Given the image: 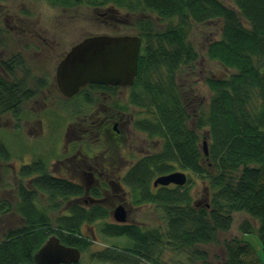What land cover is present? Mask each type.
I'll use <instances>...</instances> for the list:
<instances>
[{
    "label": "trees",
    "instance_id": "16d2710c",
    "mask_svg": "<svg viewBox=\"0 0 264 264\" xmlns=\"http://www.w3.org/2000/svg\"><path fill=\"white\" fill-rule=\"evenodd\" d=\"M107 1L125 5L130 11L148 10L158 19L170 21L157 32L149 17L142 24L146 42L129 101L146 113L135 120V126L150 137L160 138L162 146L133 166L128 182L136 189L148 188L154 177L178 165L204 177L209 195L198 201L188 186L159 188L152 200L164 211L167 229L147 232L139 225L106 223L102 234L124 239L128 246L119 251L106 245L101 251L104 259L111 264H137L141 260L165 264L155 255L166 244L204 264H264V256L245 259L252 247L242 238L227 239L226 256L215 261L198 248L218 242L219 234L231 229L234 213L246 212L258 222L264 250V0H230V6L221 0H139L134 6L130 0ZM215 19L221 22L220 37L209 42L207 55L230 73L206 79L212 96L207 108L199 111L196 126H191L192 116L179 84L182 64L198 57L193 43L186 40L187 28ZM3 66L13 74L14 64ZM28 98L14 79L0 71V116L12 113L19 117ZM199 129H207L208 155L202 149ZM10 159L0 133V161ZM19 175L16 210L23 224L8 228L0 240V264H33L35 253L53 233L66 245L88 250L91 239L82 233L81 226L106 217L107 210L100 204L88 209L69 202L84 192L82 186L51 174L42 159L23 165ZM26 178L35 189L27 187ZM38 193L56 205L69 202L70 213L57 216L55 227L49 213L37 205ZM12 209L11 202L0 197V215ZM240 227L243 233L256 229L249 220ZM163 236L165 241H161ZM114 252L127 257H114Z\"/></svg>",
    "mask_w": 264,
    "mask_h": 264
},
{
    "label": "rangeland",
    "instance_id": "374dc122",
    "mask_svg": "<svg viewBox=\"0 0 264 264\" xmlns=\"http://www.w3.org/2000/svg\"><path fill=\"white\" fill-rule=\"evenodd\" d=\"M221 1L228 6L232 5L230 0ZM0 3L2 4L1 10L3 12L8 4H12L15 13L20 15L19 17L15 15L13 19L9 18L8 23L10 25L16 23H23V26L29 27L39 25H61L63 27L68 26L70 31H80L84 28L96 30L93 25L101 24L103 18L97 11H94V9L89 6L92 5L89 0H78L76 6L67 9L55 5L54 2L51 3L50 0H0ZM125 13L127 15L126 10L121 12V19L124 17ZM145 14L146 13L139 12L130 14L129 16L127 15L126 25H133L132 23L138 18L143 20L146 18ZM242 20L245 22L244 19ZM169 22V20H160L153 15L152 29L156 32L162 31ZM7 25L4 22H0L1 37L6 35V33L8 34L7 30H9V28H7ZM124 30L131 31V29ZM220 32L221 22L216 19L204 24L195 23L187 28L186 40L193 43L198 57L190 64H182L179 73V84L183 90V96L189 106V111L192 116L190 121L191 126H196L199 111L207 108L212 96L206 79L209 76L217 77L230 73L229 70L225 69L218 62L210 60L207 55L209 42L215 38H219ZM74 34L73 32L64 33L67 39L76 37L73 36ZM79 35L81 34H78L77 37ZM145 42L144 39L143 47L145 46ZM17 48L18 47H16L11 40L7 44H0V58L6 57L11 51ZM33 60L35 59L31 57L29 62ZM23 74L21 68L18 67L13 78H15V75L22 77L24 76ZM129 88L121 87L119 91L117 90V92L110 96L111 98L108 97V101H106V97H99L101 102L110 105L114 104L116 109L118 108L123 111L121 119V123L124 125L122 137L120 139L111 138L108 140L107 137L111 133L106 132L103 136L101 135L102 137L99 140H96V138L100 136H95L94 140L89 141L91 145H97V153L94 155L95 160L102 159L104 151L110 154L109 148L111 149L115 156V160L111 161L114 162V165L124 169L120 172V175L115 174L116 177H107V179H113L114 182H119L125 187L127 193H129L130 188L125 184L123 181L124 177L122 176L124 171L128 169L126 166L128 162H126L123 157H133L134 159L132 162H134L148 153L150 154L158 151L162 146V140L160 138L150 137L145 131L138 130L135 127V120L144 117L146 113L138 106L130 103L129 96L131 90H129ZM63 98L65 97L63 96ZM63 98H61L58 93L49 97L36 96L31 101L24 103L18 115L19 117L12 113L0 116V133L12 157L8 162L0 161V197L8 199L13 206L10 212L0 215V240L4 237L8 228H17L23 224V218L16 210V203L18 202L16 190L17 175L22 164H27L41 158L46 163L48 170L54 175L75 180L85 185L83 181H86L87 177L74 174L72 171V168L75 167L73 153L79 150V144L84 141L80 136V131L76 127H72L76 124H72L75 118L70 115V111L68 112L69 114L65 113L66 115L56 112V116H54V114L45 115V112L42 110L48 104L49 106L52 105V107H57V110L63 112L66 109L59 106V103L62 104L64 102ZM99 98L96 99L99 100ZM67 115L70 117L69 119H67ZM68 121L69 123L71 122L72 125L70 128L72 127V129L69 130L66 135L65 128ZM100 131L101 130L98 132ZM198 133L201 136L203 149V141L206 140L208 144L210 143V139L206 138L208 135L207 129H199ZM82 155H79L82 159L88 158L86 154L82 153ZM119 158L120 161H117ZM82 159L79 160L80 163ZM176 170L187 173L189 181L186 185H188V189L195 196L196 200H205L209 195L206 179L191 171L181 169L178 165H176L173 171ZM238 174L239 172H234L235 176ZM95 178L98 177L96 176ZM102 183L106 185L107 182L104 183V180H102ZM93 184L95 185V183ZM129 194L131 195V191ZM106 197H108V195H106ZM57 202L59 203V200ZM81 203L86 205L88 209H92V207L89 206L91 202ZM37 205L40 209L49 213L54 227L56 226L55 219L57 216L70 213L68 201H63L59 205H56V202L48 201L43 193H38ZM101 206L110 211L113 208L112 204L108 201L102 203ZM132 218L138 221L137 223L143 228H146L145 231L147 232H150V228L160 229L161 231L167 229L164 211L154 204H152V206L149 203L147 205H141L133 211ZM245 220H249L256 229L250 233H243L240 225ZM107 221H114L112 214L107 217V219H96L93 222H88L89 224L85 225L84 223L81 227L82 233L91 239L89 249L82 253L81 264H111L109 260L104 259L105 255L103 254L105 253L101 252L105 245L111 247L115 246L117 247L115 249L119 251H121L123 247L127 248L125 246H128V244L124 239L106 237L102 234L101 229L103 224L107 223ZM257 227L258 222L249 214L246 212H235L234 223L231 229L228 232H221L218 242L201 244L198 245V248L205 250L206 253L209 254V260L215 261L223 259L226 256L224 242L227 239L237 237L238 239L242 238L244 241H247L252 247L250 254L245 256V259L251 260L257 258V256L261 258L264 256V250ZM161 239V241H165V236ZM92 240H94V242ZM167 247L166 244H164L161 251H157L155 255L159 261L165 264H204L203 260H195L190 258L185 252H178ZM114 253V257L121 256V259L127 257L126 253ZM153 262L155 261L150 262L149 260H141L137 262V264H154Z\"/></svg>",
    "mask_w": 264,
    "mask_h": 264
},
{
    "label": "flooded vegetation",
    "instance_id": "af4514ba",
    "mask_svg": "<svg viewBox=\"0 0 264 264\" xmlns=\"http://www.w3.org/2000/svg\"><path fill=\"white\" fill-rule=\"evenodd\" d=\"M77 1L78 0H50L51 3L54 2L55 5L62 6L66 9L76 6ZM89 1L92 3V5L89 6L103 17L101 24L93 25L96 30H92L91 28H84L80 31H70V29H68V26L63 27L61 25H39L35 27L23 26V23L10 25L8 23L9 18L13 19L15 15L17 17H19L20 15L15 13L12 4H8L5 8V11L3 12L1 10L2 4L0 3V22H4L6 25L8 24L7 28H9V30H7L8 34L6 33V35L2 37L0 35V44H7L11 40L13 44L18 47L16 50L11 51L6 57L0 58V71L16 81L23 95L29 96V98L22 103V106L24 105V103L31 101L36 96L49 97L55 93H58L60 94L61 98H63V96L65 97L63 98L64 102L62 104L59 103L60 107L66 109L63 111L64 113L61 110H57V107H52V105L49 106L48 104L42 110L45 112V115L54 114V116H56V112H60L66 115L69 114L68 112L70 111V115L75 118V121L72 124L76 123L72 127H76L80 131V136L84 140L79 144V150L73 153L75 167L72 168V171L74 172V174H80L83 177H87V180L83 181L85 182V185H83L81 182L70 179L71 181L79 183L82 186L84 192L80 195L72 196L68 201L71 203L77 202L79 204L81 202L87 203L89 201L91 202V205H89L91 207H94L95 204L101 205L102 203L108 201L112 204L113 208L111 209V211L109 209L107 210V216L104 217L105 219H107V217H109L111 214L112 218L115 219V210L118 207L122 206L125 209V221H123V224L121 225L134 224L141 226L137 223L138 221H135L132 218L133 211L139 208L141 205H147L148 203L151 206L152 204L157 206V204L152 200L153 192H156L161 187L175 188L177 185L170 184L168 186H154L152 179L148 188H134L128 182L127 176L128 174H130L133 166L141 158H138L137 160L132 162L134 159L133 157L125 158L122 156L125 161L128 162L126 164L128 169L124 171L122 177H124L123 181L125 182V184L130 188V195V191L129 193H127L125 187L119 182H114L113 179H107V177H116L115 174L120 175V172L124 169H121V167L114 165V162L111 161L115 160V156L113 155L111 149L109 148L110 154H107V152L104 151L102 159L95 160L94 155H96L95 153H97V145H91L89 141L94 140L95 136H100L99 138H96V140H99L106 132L111 133L107 137L108 140H110L111 138L120 139L123 135L124 129V125L121 123L123 111L118 108L116 109L114 104L110 105L101 102L99 97H106V101H108V97L112 96L115 92H117V90L119 91L122 86L89 83L80 88V90L75 95L68 97L61 93L57 84L56 77L59 64L68 55L71 49L89 37L99 35H137L140 36L142 40V51L144 40L142 24L148 17L152 21L153 13L149 12L148 10L142 9L130 11L129 8L125 7V5L120 6L113 1ZM136 3L137 1H134V4H131V6H134ZM123 10H126L128 16L130 14L139 12L146 13V18H144L143 20H140L138 18L132 23L133 25H126V13L124 14V17L122 19L120 18V14ZM124 29H131V31H127ZM72 32L75 33L73 36L76 37L67 39L64 33ZM78 34L81 35L77 37ZM31 57L35 60L29 62ZM3 63H5L6 66H11L14 64L15 67L12 75H10L11 73L9 74L7 72L6 67L3 66ZM18 67L21 68L24 76L18 77L17 75H15V78H13V75L15 74V71ZM96 98H99V100ZM69 118L70 117L68 116L67 119ZM68 123L65 128L66 135L67 132L72 129V127L70 128V126L72 125L71 122L69 124ZM100 128L101 131L98 132ZM82 153L86 154L88 158L82 159V157L79 156L82 155ZM151 154L153 153H148L145 156ZM81 159L82 161L80 163L79 160ZM117 161H120V158L117 159ZM33 162L35 161L33 160L32 162L27 164H31ZM18 172H20V169L18 170ZM96 176L98 178H95ZM101 179L104 180V183L107 182L106 185L102 183ZM20 181V175H17L16 187ZM24 181L29 189H35L31 184L30 178H26ZM93 183H95V185ZM134 189H136L137 191H134ZM106 195H108V197H106ZM193 197L194 199H196L194 195ZM81 205L87 208L86 205L82 203ZM84 223L85 225L89 224L87 221H85ZM74 264H81V262Z\"/></svg>",
    "mask_w": 264,
    "mask_h": 264
},
{
    "label": "water",
    "instance_id": "95a60500",
    "mask_svg": "<svg viewBox=\"0 0 264 264\" xmlns=\"http://www.w3.org/2000/svg\"><path fill=\"white\" fill-rule=\"evenodd\" d=\"M142 40L137 35H99L86 38L74 46L57 69V84L65 96L75 95L89 83L129 87L138 74ZM204 153H209L203 141ZM185 172L164 174L154 180V185H184ZM117 221H125V209L115 210ZM81 259L79 248L61 242L53 234L47 238L34 255L33 264H74ZM29 264V263H22Z\"/></svg>",
    "mask_w": 264,
    "mask_h": 264
}]
</instances>
